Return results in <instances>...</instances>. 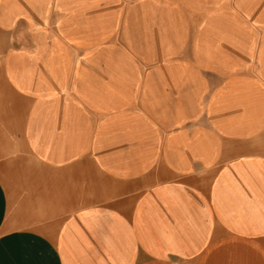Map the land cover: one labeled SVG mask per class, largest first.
Masks as SVG:
<instances>
[{"label": "crops", "instance_id": "0c3cea01", "mask_svg": "<svg viewBox=\"0 0 264 264\" xmlns=\"http://www.w3.org/2000/svg\"><path fill=\"white\" fill-rule=\"evenodd\" d=\"M0 264H264V0H0Z\"/></svg>", "mask_w": 264, "mask_h": 264}, {"label": "rangeland", "instance_id": "374dc122", "mask_svg": "<svg viewBox=\"0 0 264 264\" xmlns=\"http://www.w3.org/2000/svg\"><path fill=\"white\" fill-rule=\"evenodd\" d=\"M2 91H3V101H4V104H7V102H9L10 99H11V97H10L11 95L7 91V89L5 88V84H3Z\"/></svg>", "mask_w": 264, "mask_h": 264}]
</instances>
